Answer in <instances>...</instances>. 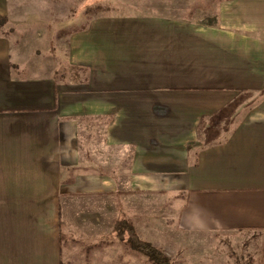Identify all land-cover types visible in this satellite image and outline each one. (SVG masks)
Here are the masks:
<instances>
[{
	"label": "crops",
	"instance_id": "crops-1",
	"mask_svg": "<svg viewBox=\"0 0 264 264\" xmlns=\"http://www.w3.org/2000/svg\"><path fill=\"white\" fill-rule=\"evenodd\" d=\"M98 1L0 0V264H152L153 231L264 264V0Z\"/></svg>",
	"mask_w": 264,
	"mask_h": 264
},
{
	"label": "rangeland",
	"instance_id": "rangeland-1",
	"mask_svg": "<svg viewBox=\"0 0 264 264\" xmlns=\"http://www.w3.org/2000/svg\"><path fill=\"white\" fill-rule=\"evenodd\" d=\"M205 5L203 0H99L98 5L93 7L90 12L92 14L157 12L171 16L179 15L189 17L193 12L191 9L196 8V6L204 7ZM182 8L185 9L180 12ZM72 23L66 25L67 28L70 26L73 29L80 28L79 25ZM64 74L66 73L61 72L59 77ZM165 201L167 206H164L171 215L159 218H166V221L170 217L174 219L180 212V207L183 202H178L172 198L166 199ZM153 210L155 211V209ZM153 218L155 217L153 216ZM250 237V235L245 234H228L216 239L208 236L202 238L198 236L194 237L193 234L188 233H184L182 236L178 232L171 231L166 233L152 232L153 244L157 246L156 248L163 247L166 255H169L168 257L172 260L173 264H260V239H252ZM181 238L183 242L180 241ZM161 243L162 247L159 245Z\"/></svg>",
	"mask_w": 264,
	"mask_h": 264
},
{
	"label": "trees",
	"instance_id": "trees-1",
	"mask_svg": "<svg viewBox=\"0 0 264 264\" xmlns=\"http://www.w3.org/2000/svg\"><path fill=\"white\" fill-rule=\"evenodd\" d=\"M129 243L137 251L143 253L152 264H173L172 260L161 249L154 247L150 243L141 241L135 234Z\"/></svg>",
	"mask_w": 264,
	"mask_h": 264
}]
</instances>
